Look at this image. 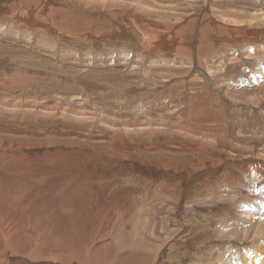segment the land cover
Wrapping results in <instances>:
<instances>
[{"label": "rangeland", "instance_id": "obj_1", "mask_svg": "<svg viewBox=\"0 0 264 264\" xmlns=\"http://www.w3.org/2000/svg\"><path fill=\"white\" fill-rule=\"evenodd\" d=\"M9 3L0 264L264 262V0Z\"/></svg>", "mask_w": 264, "mask_h": 264}, {"label": "bare ground", "instance_id": "obj_2", "mask_svg": "<svg viewBox=\"0 0 264 264\" xmlns=\"http://www.w3.org/2000/svg\"><path fill=\"white\" fill-rule=\"evenodd\" d=\"M263 13H264V11H263ZM262 13V14H263ZM61 19V18H60ZM260 19V18H259ZM62 20V19H61ZM73 21V20H72ZM61 22V21H60ZM66 22V21H65ZM70 23H71V21H70ZM74 24V23H73ZM88 24H90V23H88ZM67 27H68V25H67ZM142 30V29H141ZM144 30V29H143ZM170 35V34H169ZM168 39H170V38H168ZM152 40H154V38L152 39ZM203 106V105H202ZM202 108H204V106L202 107ZM239 169V168H238ZM237 175V174H236ZM237 183V182H236ZM251 184V183H250ZM257 188V187H256ZM261 188V187H260ZM247 193V192H246ZM140 207H138V209H139ZM142 209V208H141ZM138 211V210H137ZM243 211V210H242ZM246 213V212H245ZM243 216V215H242ZM134 220V219H133ZM227 220V219H226ZM135 221V220H134ZM130 222V221H129ZM246 222H248V221H246ZM252 222H255L254 220L252 221ZM251 223V222H250ZM260 223V224H259ZM258 223V226L259 225H263L264 224V222H259ZM222 224V223H221ZM233 225V224H232ZM246 225H249V223L248 224H245V226ZM140 226V222H138V220H137V222H132L131 224H130V231H128V234H127V236H126V239L128 238H131V245H132V247H135L136 245H137V243H136V239H135V235L133 234V232L135 233V231L137 230V231H139L138 230V227ZM222 226V225H221ZM250 226V225H249ZM179 228V227H178ZM220 228H222V227H220ZM244 228V227H243ZM262 228V227H261ZM223 229H225V228H223ZM231 229V228H230ZM244 229H246V227L244 228ZM248 229V228H247ZM191 230V229H190ZM234 230H236V229H234ZM240 230V229H239ZM233 231V230H232ZM250 231H252V232H254L253 230H250ZM226 232V231H225ZM257 232V230L255 231V233ZM260 232V231H259ZM126 233V232H125ZM136 234V233H135ZM137 234H139V233H137ZM252 234V233H251ZM254 234V233H253ZM257 234V233H256ZM134 235V236H133ZM262 235H263V233H262ZM261 235V236H262ZM254 236H256L255 234H254ZM260 236V235H259ZM260 236V237H261ZM137 237V236H136ZM133 240V241H132ZM260 240V239H259ZM262 240V239H261ZM129 241V240H128ZM135 241V242H134ZM123 242H125V241H123ZM260 242V241H259ZM128 243V242H127ZM130 244V243H129ZM259 244V243H258ZM127 245V244H126ZM130 246V245H129ZM218 252V251H217ZM220 252V251H219ZM242 253L244 254V258L245 259H242V258H240V259H242V260H244L246 263H244V262H242L240 259H238L237 258V260H235L234 259V261L232 260V262L230 263V264H264V262H263V260H261L260 259V257L257 255V256H254V255H251L250 254V251L249 250H247V249H245L244 251H242ZM222 254V253H221ZM220 254V255H221ZM241 254V253H240ZM260 254V253H259ZM219 255V254H218ZM223 255V254H222ZM112 256V252L111 251H107V257H106V260H108L110 257ZM216 256V255H215ZM225 256V255H224ZM243 256V255H242ZM210 257V256H209ZM227 259V258H226ZM99 260V259H98ZM238 260H240V261H238ZM126 261V260H125ZM191 261V260H190ZM200 261V260H199ZM236 261V262H235ZM95 262V261H94ZM123 262V261H122ZM206 262V261H205ZM217 262V261H216ZM226 262V261H225ZM96 263V262H95ZM124 263V262H123ZM126 263V262H125ZM124 263V264H125ZM145 263V262H144ZM229 263V262H228ZM216 264H227V263H223V262H218V263H216Z\"/></svg>", "mask_w": 264, "mask_h": 264}, {"label": "crops", "instance_id": "obj_3", "mask_svg": "<svg viewBox=\"0 0 264 264\" xmlns=\"http://www.w3.org/2000/svg\"><path fill=\"white\" fill-rule=\"evenodd\" d=\"M4 1H6V2L4 3ZM9 1L10 0H0V8L4 9L6 7V5L10 4Z\"/></svg>", "mask_w": 264, "mask_h": 264}]
</instances>
